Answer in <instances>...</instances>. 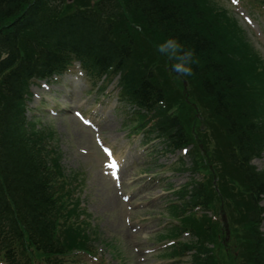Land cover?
Returning <instances> with one entry per match:
<instances>
[{
  "label": "trees",
  "instance_id": "trees-1",
  "mask_svg": "<svg viewBox=\"0 0 264 264\" xmlns=\"http://www.w3.org/2000/svg\"><path fill=\"white\" fill-rule=\"evenodd\" d=\"M65 2L0 0L1 234L4 229L7 232L22 226L41 250L51 245L48 210L54 177L46 171L39 145L25 127L22 98L29 79L48 78L64 70L72 60H83L95 74L107 69L121 70L129 98L145 105L164 102L163 89L153 73L157 63L152 56L155 46L168 37L178 38L194 52L186 96L226 129L239 152H227L230 169H237L253 199L264 192V174L248 164L264 146V133L251 112L252 92L245 90L246 82L256 80L259 74L250 64L252 60H232L229 48L233 43L227 39L232 38L229 25L223 27L197 0H74L72 5ZM102 9L108 15L101 17ZM131 23L141 30L130 29ZM124 29L128 32L123 33ZM239 48L244 56L247 52ZM181 86L178 78H168L164 90L175 96ZM180 99L184 102V95ZM170 111L167 107L159 113L164 118L160 129L178 149L188 143L187 127L196 122L191 108L185 113V128L179 119L183 115ZM203 191L199 184L193 196L202 205L207 197ZM249 218L253 226V259L249 264H264V241L257 230L258 210ZM199 264L212 262L206 259Z\"/></svg>",
  "mask_w": 264,
  "mask_h": 264
},
{
  "label": "rangeland",
  "instance_id": "rangeland-1",
  "mask_svg": "<svg viewBox=\"0 0 264 264\" xmlns=\"http://www.w3.org/2000/svg\"><path fill=\"white\" fill-rule=\"evenodd\" d=\"M259 39L260 41L254 40L253 38L252 45L264 58V38L262 34ZM236 65L237 64H235V66ZM111 88L112 87H109L107 91L111 90ZM88 89L89 87L80 77L64 78L63 83L58 85L57 89L50 88L46 91L43 88H37L36 90L34 88L29 109H37L32 113L39 114L38 119H40L42 123H49L55 128L62 144L61 148L64 153L62 164L65 168L81 169L86 173V182L83 192L85 196H88L89 206L94 210L93 218L98 219L99 222L103 224V231L100 230L102 240L110 241L114 237V239L119 242L117 251L119 255L122 254L125 259L124 262L121 261L122 264H140V258L144 255H138L134 252V249L138 246L136 247L133 241L139 242V246L145 245L146 242L152 238V234L160 231L159 226L168 222V212L165 210L166 207L159 194L163 192L162 190H166L165 187H167V191L169 190L168 183L170 182L160 183V179L164 174L161 173L159 168L163 164H170L175 157L157 162V166H154L150 158L141 156L140 159L138 153H135L136 161H141L136 169L137 174L140 175L141 170V173L148 175L150 178L145 182V189H142L141 192L143 194L138 195V198H134V203L132 201L133 198H131L128 203H123L121 199H119L120 201L117 200L116 203L112 205L114 206L113 208H98V204H92L98 199L96 198V193H98L99 196L103 194L102 192L96 191L103 188L107 192H112V190L109 189L112 187V183L108 182L107 179L101 175V161L95 158V156H91V151L95 149L93 132L88 128H83V126L78 124L69 114L61 112L59 113L60 115L54 116L49 112L43 113L52 108L53 104H59L61 107H66L68 109L70 106H73L74 110L86 112V116L94 121L98 127L101 139H105L108 144H118V141L116 140L114 142L113 138L117 137V130L121 128V121H124L123 115L119 111H115L117 114L116 118L112 109V106L115 105V101L101 96L100 97L103 99H99L97 98L99 95L94 92L92 94H87L86 91ZM43 98L49 101V105ZM32 113L27 114L28 118L31 117ZM100 114L104 121L102 125L100 123ZM215 129L219 130L220 128L215 127ZM81 149H85V155L80 153ZM158 165H160L159 168ZM126 177L127 175L124 174L122 180L124 184L129 181ZM141 178L143 179L142 176ZM171 178V183L174 185H179L180 181L186 180V178L181 177V175H173ZM139 184V181H137V184L134 183L132 185L137 186ZM133 188L134 187L131 186L129 189L130 193H133ZM112 196L114 198L116 197L115 194ZM142 202H146L147 204H139ZM129 204H136L135 212L132 211L130 217L127 212V206ZM134 217L138 218V222H135L136 231L134 235H131L126 227V222L129 220L132 221ZM125 227L127 229H125ZM262 230H264V225ZM170 231L171 230L167 229L164 233L167 234ZM147 259H149V255H147Z\"/></svg>",
  "mask_w": 264,
  "mask_h": 264
},
{
  "label": "clouds",
  "instance_id": "clouds-1",
  "mask_svg": "<svg viewBox=\"0 0 264 264\" xmlns=\"http://www.w3.org/2000/svg\"><path fill=\"white\" fill-rule=\"evenodd\" d=\"M155 47L160 54L174 61L171 70L178 76L187 78L193 74L194 52L186 48L178 38L168 37Z\"/></svg>",
  "mask_w": 264,
  "mask_h": 264
},
{
  "label": "snow or ice",
  "instance_id": "snow-or-ice-1",
  "mask_svg": "<svg viewBox=\"0 0 264 264\" xmlns=\"http://www.w3.org/2000/svg\"><path fill=\"white\" fill-rule=\"evenodd\" d=\"M105 151H106V152L108 153V155L111 157V152H110V150L105 149ZM109 167H110V168H118L119 165H118V163H117L114 159H111V160H110V163H109Z\"/></svg>",
  "mask_w": 264,
  "mask_h": 264
}]
</instances>
